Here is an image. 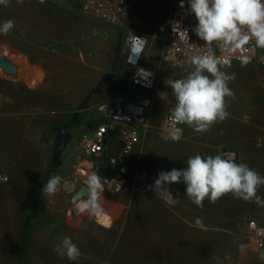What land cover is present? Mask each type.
Instances as JSON below:
<instances>
[{
  "label": "rangeland",
  "instance_id": "rangeland-1",
  "mask_svg": "<svg viewBox=\"0 0 264 264\" xmlns=\"http://www.w3.org/2000/svg\"><path fill=\"white\" fill-rule=\"evenodd\" d=\"M36 2L37 11L51 9L64 16L70 11L77 20L82 18L88 29H79L80 26L74 29L60 17L59 25L50 30L37 17L34 46L30 50L31 58L37 62L15 63L16 75H7L0 68V88L3 78L11 81L9 96L0 93V169L9 175L5 188H0V261L217 264L218 257L223 264H264L260 259L264 247L254 251L247 226L250 220L264 225V207L235 199L231 194L217 203L205 200L203 208H199L187 198L185 185L181 191H173L175 186H170L179 201L175 206L165 204L155 191L117 195L105 191L103 207L111 210L104 214L111 216V226L100 224L98 217L73 214L70 188L80 187L91 172L99 174L92 168L91 159L82 164L78 161L81 135L95 118L90 108L116 91L125 93L127 98H133L131 94L152 93L129 83L120 50L128 30L153 33L157 24L166 19L171 0H141L122 26L95 18L89 11H74L84 9L86 0ZM96 24L101 32H96L93 27ZM111 39L118 54H113L110 63H94L93 46L109 47ZM160 49L158 42L152 46L148 67L158 68ZM75 68L83 75L78 89L75 80L60 78L64 71ZM43 71L45 78L39 74ZM227 71L235 73L229 87L237 93L247 92L251 87L264 92V65L253 62ZM25 73L28 78L19 79ZM121 84L124 85L118 88ZM1 107L7 111L4 117ZM64 129L72 138L58 155L59 135ZM236 162H240L239 157ZM132 164V171L143 169L138 150ZM55 174L63 177L61 190L55 196L45 197L43 185ZM258 195L264 197V186ZM197 217L202 219V227L195 224ZM65 235L80 248L79 261L61 258L53 251L59 242L57 238Z\"/></svg>",
  "mask_w": 264,
  "mask_h": 264
},
{
  "label": "clouds",
  "instance_id": "clouds-1",
  "mask_svg": "<svg viewBox=\"0 0 264 264\" xmlns=\"http://www.w3.org/2000/svg\"><path fill=\"white\" fill-rule=\"evenodd\" d=\"M11 0H0V5L9 6ZM25 0H17L23 4ZM43 2V0H39ZM184 8V0H180ZM188 13L194 15L197 23L195 35L204 41V46L214 45L219 51H201L197 49L187 58L190 70L179 79H168L175 105L170 109L169 126L161 138L164 141L179 142L183 130L178 125H186L196 133H206L217 123L224 122L229 113L227 107L235 99L234 91L229 87L235 80V73H229L233 59L241 66L251 63L257 49H264V0H188ZM15 27V21L8 19L0 22V34L8 35ZM146 40L130 33L128 48L129 62H135L143 53ZM264 62V56H260ZM143 70V69H141ZM141 73V72H140ZM150 76V72L141 73ZM166 99V96H161ZM183 169L173 168L160 171L158 178L149 190H153L169 206L178 204L170 186L183 182L185 193L191 203L203 208L204 201L217 203L227 194L246 203H255L264 207V197L258 195L264 186V175L245 163H237L233 155L190 156ZM0 179H7L0 177ZM108 180L91 172L85 179L86 193H77L73 199L77 214H87L90 218H102L104 215L103 193ZM63 177L53 175L44 183L42 192L45 197L55 196L60 190ZM195 224L203 226L197 217ZM53 251L61 258L79 261L81 250L70 236L58 237ZM264 260V253L260 254ZM217 264L223 261L216 258Z\"/></svg>",
  "mask_w": 264,
  "mask_h": 264
},
{
  "label": "crops",
  "instance_id": "crops-1",
  "mask_svg": "<svg viewBox=\"0 0 264 264\" xmlns=\"http://www.w3.org/2000/svg\"><path fill=\"white\" fill-rule=\"evenodd\" d=\"M74 11L86 10L82 8ZM63 14L61 12L59 15L57 11H51V9L49 11H37L36 0H25L23 4L17 3V0H11L7 7L0 5V22L8 19L15 21V27L8 35L0 34V40L2 41L0 42L1 53L3 55L7 54L10 57L7 59L14 64L36 63L37 61L31 58L30 50L34 46V27L37 17L42 18L43 23L50 30L53 26L59 25L60 17L63 22L67 21L69 26H74V29H77V26L82 27H79V29H88V24H85L86 22L82 18L77 20L70 11L66 12V16ZM93 27L95 30L97 29L96 32H101L97 24ZM109 42V47L102 46L100 49L93 46L94 63H110L113 54H118V48L112 44V39ZM146 66L148 69L156 71L158 76L156 88L150 94L153 97V104L148 111L151 129L148 133L142 135L137 148L139 158L142 159L143 169L149 172L146 190H149V185L154 184L160 171H170L173 168L183 169L187 166L185 163L190 156L197 154L215 156L221 154V151L225 148H232L238 152L239 163L247 164L259 174L264 173L262 172L264 171V92H260L253 87L242 94L233 90L235 99L231 100L227 107L229 116L224 122L217 123L203 134L196 133L184 125L183 138L179 142L164 141L161 138L164 117L167 113H170V109L175 105V98L172 95L171 88L167 86V81L168 79L182 78L190 70V67H172L161 62H159L157 69L148 67V64ZM236 66L242 67L241 63L232 62L230 68ZM126 69L128 70V68ZM39 74L45 78L46 73L44 71ZM41 76L35 75V78H42ZM61 77L75 80V89L80 88L79 81L83 79L82 71L77 68L74 71H64L63 75H60ZM27 78L26 73L19 77V79ZM123 85L121 84L118 88ZM0 93L3 96H9L11 93V81L9 79H2ZM160 94L166 96V99H161ZM6 114L5 107H1V117ZM158 118L160 121H158ZM118 144V140H111L107 151L109 156L117 153ZM137 150L131 156V167H133L132 161H134V156L137 155ZM6 185L0 188H5ZM173 185L175 186L172 188L173 191L184 190L182 187L183 182L174 183ZM104 210L110 211L111 208L104 206ZM73 214L78 215L77 212H73Z\"/></svg>",
  "mask_w": 264,
  "mask_h": 264
},
{
  "label": "built area",
  "instance_id": "built-area-1",
  "mask_svg": "<svg viewBox=\"0 0 264 264\" xmlns=\"http://www.w3.org/2000/svg\"><path fill=\"white\" fill-rule=\"evenodd\" d=\"M141 0H86L85 10L89 11L95 18L103 19L112 24L122 26L131 17L133 10ZM188 0H184V8L180 7V0H171L170 9L166 19L157 24L151 34L128 30L121 51L120 57L129 70L128 81L130 84L153 92L158 82L156 71L148 69L146 64L155 43L160 45V62L172 67H189L187 58L197 49L201 51H215L214 45L204 46L194 32L196 19L188 13ZM132 33L137 37L144 38L146 45L143 53L135 62H129L130 48H128V37ZM264 56V49H257L256 57L251 63L264 65L260 61ZM232 62L240 61L233 59ZM150 72V76H143L141 73ZM141 72V73H140ZM127 98L125 93L116 91L110 98L97 103L90 111L95 118L89 124L88 129L83 132L80 138V154L78 161L82 162L91 159L92 168L99 172V176L108 180L105 184V191L114 195L122 193H135L146 190V183L149 172L138 168L131 169V156L137 150L141 137L151 129L148 120V111L153 104L151 95H134ZM167 113L161 127L163 133L169 126ZM182 128L184 125H178ZM112 139L118 140V150L113 156L107 151ZM221 154L233 155L235 161L239 154L235 149L225 148ZM81 171H86L82 167ZM0 187L9 181V175L0 169ZM250 232V239L254 245V251L259 252L264 247V225L256 220H250L247 224ZM0 264H5L0 261Z\"/></svg>",
  "mask_w": 264,
  "mask_h": 264
},
{
  "label": "water",
  "instance_id": "water-1",
  "mask_svg": "<svg viewBox=\"0 0 264 264\" xmlns=\"http://www.w3.org/2000/svg\"><path fill=\"white\" fill-rule=\"evenodd\" d=\"M0 68L3 70V72L7 75H16L18 72V68L17 66L11 62L9 59H7V57L3 54L0 55ZM72 135L71 133H69V131L67 130H62L60 135H59V143H58V147H57V154L61 155L64 150L67 148L69 142L71 141ZM64 188H67V185L64 186ZM70 193H72V197L70 199L73 207L72 210L73 212H77L76 211V207L73 203V199L76 196L77 193H86V186L85 183H83L80 187H75L72 186L69 190Z\"/></svg>",
  "mask_w": 264,
  "mask_h": 264
},
{
  "label": "bare ground",
  "instance_id": "bare-ground-1",
  "mask_svg": "<svg viewBox=\"0 0 264 264\" xmlns=\"http://www.w3.org/2000/svg\"><path fill=\"white\" fill-rule=\"evenodd\" d=\"M63 86V85H62ZM69 86V85H68ZM58 91V90H57ZM58 98V97H57ZM58 100V99H57ZM59 102V101H58ZM83 173H85L86 174V172L85 171H83ZM98 222L100 223V224H102L103 226H105V227H109V226H111V224H112V218H111V216H109L108 214H104L103 215V217L102 218H100V217H98Z\"/></svg>",
  "mask_w": 264,
  "mask_h": 264
},
{
  "label": "trees",
  "instance_id": "trees-1",
  "mask_svg": "<svg viewBox=\"0 0 264 264\" xmlns=\"http://www.w3.org/2000/svg\"><path fill=\"white\" fill-rule=\"evenodd\" d=\"M89 124H90V123H89ZM89 124H88V125H89Z\"/></svg>",
  "mask_w": 264,
  "mask_h": 264
}]
</instances>
